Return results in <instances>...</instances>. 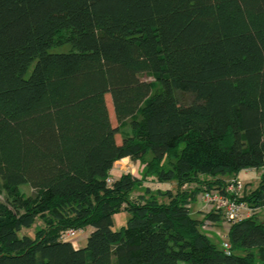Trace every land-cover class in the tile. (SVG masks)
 Segmentation results:
<instances>
[{
  "label": "trees",
  "instance_id": "1",
  "mask_svg": "<svg viewBox=\"0 0 264 264\" xmlns=\"http://www.w3.org/2000/svg\"><path fill=\"white\" fill-rule=\"evenodd\" d=\"M107 94L130 123L121 143ZM125 157L144 177L109 185ZM247 168L263 172L241 200L262 207L264 0H0V264H264L257 215L229 227L231 254L201 227L220 214L191 215L205 187ZM149 176L176 183L168 201L132 196ZM85 227L84 247L62 239Z\"/></svg>",
  "mask_w": 264,
  "mask_h": 264
},
{
  "label": "rangeland",
  "instance_id": "2",
  "mask_svg": "<svg viewBox=\"0 0 264 264\" xmlns=\"http://www.w3.org/2000/svg\"><path fill=\"white\" fill-rule=\"evenodd\" d=\"M68 49L69 48L67 46H60V47L52 48L51 51H67ZM142 78L150 82L156 81L155 77L148 73L142 74ZM176 95L182 103H189L193 98L192 95L182 92V91H177ZM106 102L109 108L112 125L116 127L118 130V133L116 134L117 142L121 143L123 140V137L131 133L130 123L124 122L121 124L118 122V120L116 119L115 113H114L111 96L109 94L106 95ZM126 170H128L134 176L144 177V173L146 170L145 163L140 162V161H134L131 158L125 159L122 161L119 160L116 162L111 174L114 176V178H118L122 173H127L128 171ZM262 172H263V169L242 170L241 172H239L237 178L242 183L247 184V186L249 187V190H254L256 187H258L260 183ZM1 184H2V181L0 179V202H6L8 199V194L3 189ZM198 186L199 185L197 183L186 184L184 186V189L194 190ZM148 188L150 189V192H151L150 194H148V196L153 194V195H156L160 201H168V197H166L162 193L166 192L167 190H172L173 192H175L177 189V185L174 181L158 182L156 181L154 176L153 177L149 176L147 177L146 180H144L141 186H139L137 189L134 190V192L132 193V196L134 198L138 196H142L146 193ZM20 191L25 196H30L34 193V189L29 184L21 185ZM190 207H191V215L197 219H203L205 216V213L210 211V207L208 203L202 200L201 193L199 194L197 200L194 201ZM129 217H130L129 213L126 212L125 210L115 214L114 215V229L115 230L121 229L123 225H126V222ZM257 218L258 220L264 222V206L260 207L259 213L257 214ZM219 223H222V225L219 226V225L214 224V226L210 230L207 231V229H205L204 232L208 234L209 238L219 248H223V242L225 240L224 235L226 234V231H227V227H226L227 224L224 223L223 220H221ZM40 226H44V222L41 218H38L33 227L23 228L19 234L20 236L30 235L34 237L36 230ZM91 229H92L91 227H87V228L85 227V230L81 234H79V236L75 239V244L84 243V246H85L87 243L86 239L88 238L91 232ZM179 264H187V263L180 261Z\"/></svg>",
  "mask_w": 264,
  "mask_h": 264
},
{
  "label": "built area",
  "instance_id": "3",
  "mask_svg": "<svg viewBox=\"0 0 264 264\" xmlns=\"http://www.w3.org/2000/svg\"><path fill=\"white\" fill-rule=\"evenodd\" d=\"M123 168V167H122ZM247 168L245 170H249ZM128 171V170H126ZM127 173H130L129 171ZM115 181L114 176L111 174L107 178V183L112 185ZM248 189L247 184L242 183L237 177L226 179L221 186H214L212 188H204L201 192V198L207 202L210 211L220 214L221 219L227 224L228 228L239 221L250 218L259 213L260 207L249 204L241 200ZM215 222L210 219H204L201 226L202 230H210ZM83 229L70 228L63 232L62 239L71 241L75 244V239L81 234ZM223 249L227 254H231V243L228 238V232L224 235Z\"/></svg>",
  "mask_w": 264,
  "mask_h": 264
},
{
  "label": "crops",
  "instance_id": "4",
  "mask_svg": "<svg viewBox=\"0 0 264 264\" xmlns=\"http://www.w3.org/2000/svg\"><path fill=\"white\" fill-rule=\"evenodd\" d=\"M125 159H129V157H125V158H123V159H121V161L122 160H125ZM113 171V170H112ZM239 174V173H238ZM238 174L237 175H227V176H223L222 177V179H231V178H233V177H238ZM205 177H207V176H205ZM208 178H212V177H210V176H208ZM213 179H215V178H212V180ZM249 188V187H248ZM219 222H215V225H222V223H219ZM227 227V231L226 232H228V230H229V228H228V226H226ZM91 231H92V229H91ZM87 240V239H86ZM76 248H80V247H83L84 246V243H76V244H73Z\"/></svg>",
  "mask_w": 264,
  "mask_h": 264
}]
</instances>
